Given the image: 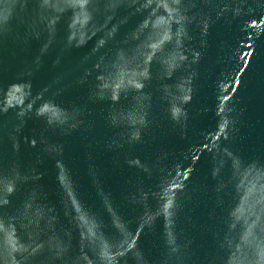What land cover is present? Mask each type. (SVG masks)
Returning <instances> with one entry per match:
<instances>
[{
	"label": "water",
	"instance_id": "obj_1",
	"mask_svg": "<svg viewBox=\"0 0 264 264\" xmlns=\"http://www.w3.org/2000/svg\"><path fill=\"white\" fill-rule=\"evenodd\" d=\"M0 264H264V0H0Z\"/></svg>",
	"mask_w": 264,
	"mask_h": 264
}]
</instances>
